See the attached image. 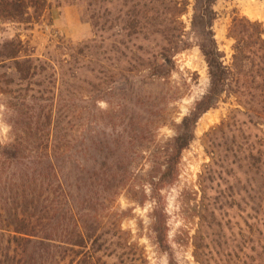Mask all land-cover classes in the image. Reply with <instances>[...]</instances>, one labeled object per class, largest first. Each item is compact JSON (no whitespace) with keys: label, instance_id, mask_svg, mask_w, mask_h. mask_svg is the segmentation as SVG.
<instances>
[{"label":"rangeland","instance_id":"obj_1","mask_svg":"<svg viewBox=\"0 0 264 264\" xmlns=\"http://www.w3.org/2000/svg\"><path fill=\"white\" fill-rule=\"evenodd\" d=\"M11 1L0 0V229L13 210L35 216L37 237L24 264H41L45 239L68 262L64 242L78 230L97 239L87 255L95 264H168L169 254L176 264H240V233L264 264V208L263 217L252 211L264 195V169L251 160L255 150L264 156L257 146L264 143V83L256 58L233 60L229 38L248 21L264 39V0L214 3L212 30L231 74L197 121L177 178L162 188L156 179L175 126L209 86L191 36L188 49L164 62L158 39H127L115 22L149 0H47L23 14L8 8ZM185 1L180 20L189 33L193 0ZM97 16L114 27L100 29ZM24 61L31 63L20 75L15 63ZM48 196L57 208L42 212ZM155 212L165 214L167 253L156 242ZM7 240L0 232V257Z\"/></svg>","mask_w":264,"mask_h":264},{"label":"trees","instance_id":"obj_2","mask_svg":"<svg viewBox=\"0 0 264 264\" xmlns=\"http://www.w3.org/2000/svg\"><path fill=\"white\" fill-rule=\"evenodd\" d=\"M216 1L217 0H193L189 33L186 32V28L180 20L188 10L189 5L185 0H149L148 4H143L140 10L135 9L137 7H132L133 11L123 14L124 20L121 19L120 16L115 20V22L121 20L123 23L120 31L127 39H141L144 41H148L149 37L158 39L164 45L160 52V57H162L164 62L170 61L171 57L190 47L189 40L186 39L189 34L194 40V44L198 48L207 67L209 79L208 89L201 100L196 102L189 113L175 126L174 136L169 144V148L165 152L163 168L156 179V184L159 188L170 185L177 178L181 154L194 140V129L197 121L219 101L220 97L225 92L228 78L231 74V69L224 64V54L220 52L212 30L213 23L216 19V14L213 11V6ZM46 2L47 0H12L10 3L6 2V5L10 10H17L23 14L27 13L30 9L42 10ZM2 6L3 5L0 4V8ZM151 6H155L156 9ZM139 20H148L151 23H155V28L148 32L145 28L138 26L140 23ZM239 22L240 20L234 19L232 22V29L237 28ZM245 22L247 24V29L240 30L238 26V30L235 32L236 35H231V31L229 34V38L234 40V46L232 48L233 60L244 63L249 60L250 56L256 58L259 61V64L256 66L257 75L264 83V39L262 38V32L260 28L258 29V23ZM95 25L106 31L114 27L108 26L109 28H106L99 16L96 17ZM248 49H253V52H250ZM30 63V61H24L23 63L16 62V72L23 75L25 72L22 70L21 66H28ZM242 65L243 64H241L240 67L244 68ZM25 77L26 76H24L23 79H25ZM257 146L259 148L264 147V143L261 140L257 141ZM255 156L256 157H252L251 160L255 163L256 169H264L263 153L255 150ZM156 191H158V188ZM49 195L53 196V193H49ZM47 201L48 202L44 204L47 206L43 208L42 212L49 213L53 211V205H56L49 196ZM257 202L256 210L252 211L256 215L263 217L264 195L260 192ZM55 208H57V206L54 207V209ZM30 210L36 211V207L27 208V211ZM35 220V216L18 209L13 210V213L9 212L6 218L2 220V222L6 224L3 227L4 229H0V232H6L9 240H7V251L0 257V264H24L21 258H23L25 250L28 249L32 239L37 237ZM261 226L264 227L262 224ZM154 230L158 247L161 251L167 253L169 248L167 244L164 213H154ZM246 234L250 235V233L247 232ZM74 235L75 240L64 242V245L68 246L69 252H71L68 262H65L63 258H60L59 254L56 253L58 245L54 246V244H52L54 240L45 239L46 243L43 244V246L45 247L46 257L43 259L40 257L41 264H95L93 262H88L87 255L91 248H93V245H95V242H97V239L84 236L81 230L75 232ZM240 236V246L237 247V262L240 264H256L258 260L260 261L258 263L261 264L262 261L260 257L262 253L254 260L251 256L255 253L254 248L251 246L253 241L243 233H240ZM245 238L248 240L247 242L244 241ZM89 243H91L90 246ZM197 249L198 248L195 247V250ZM204 250L207 251L205 255H209L208 258L212 259L209 246L205 247ZM32 258L35 260L34 257ZM228 261L231 262V260ZM168 264H176L172 254H169Z\"/></svg>","mask_w":264,"mask_h":264}]
</instances>
